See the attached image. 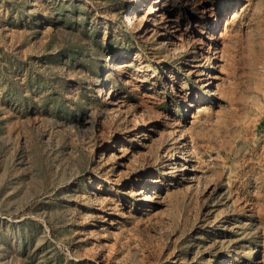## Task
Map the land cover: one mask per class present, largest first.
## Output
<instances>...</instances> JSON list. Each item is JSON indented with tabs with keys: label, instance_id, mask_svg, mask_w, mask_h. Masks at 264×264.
Here are the masks:
<instances>
[{
	"label": "rangeland",
	"instance_id": "obj_1",
	"mask_svg": "<svg viewBox=\"0 0 264 264\" xmlns=\"http://www.w3.org/2000/svg\"><path fill=\"white\" fill-rule=\"evenodd\" d=\"M0 264H264V0H0Z\"/></svg>",
	"mask_w": 264,
	"mask_h": 264
},
{
	"label": "bare ground",
	"instance_id": "obj_2",
	"mask_svg": "<svg viewBox=\"0 0 264 264\" xmlns=\"http://www.w3.org/2000/svg\"><path fill=\"white\" fill-rule=\"evenodd\" d=\"M130 21V20H129ZM128 23V22H127ZM131 24H132V22H131ZM212 66V65H211ZM204 83V82H203ZM213 83V82H212ZM211 84V82H210V80H209V78H206V86H208V85H210Z\"/></svg>",
	"mask_w": 264,
	"mask_h": 264
}]
</instances>
